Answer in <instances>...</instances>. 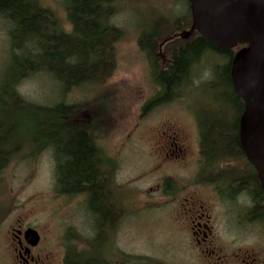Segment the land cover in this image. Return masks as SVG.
<instances>
[{"label": "rangeland", "instance_id": "obj_1", "mask_svg": "<svg viewBox=\"0 0 264 264\" xmlns=\"http://www.w3.org/2000/svg\"><path fill=\"white\" fill-rule=\"evenodd\" d=\"M39 3L55 14L64 30H69L63 0ZM187 8L189 11L183 0H121L112 18V24L124 36L116 44L115 71L98 90L106 91V121L101 126L104 133L99 145L114 163L111 186L123 214L116 228H107L101 234V246L97 243L94 247L95 253L103 254L110 264H208L207 257L191 243V219L197 213L210 215V225L219 238L216 242L226 253L225 264H238L242 256L238 250L251 247L253 238L260 237L251 226L238 225L240 213L236 208L224 207L221 200L213 198L211 188L201 185L203 176H196L200 159L196 121L204 120L213 129L210 139L216 140L238 111L236 102L227 103L226 85L211 75L214 65L225 66L226 62L206 57L194 69L184 96L141 112L157 89L139 52L138 35L141 31L163 33L162 27L155 29L154 21L180 20L188 14ZM10 28V23L0 18V78L10 59ZM159 54H163L161 47ZM83 90L64 96V101L95 96ZM18 91L33 104L52 105L60 97L55 82L45 74L26 80ZM210 148L216 150V160L226 157L220 155L221 145ZM54 176L50 150L17 158L0 174L2 229L6 238V229L18 217L38 231L43 250L51 254V264H62L64 251L89 252L90 242L96 238L95 222L84 197L58 195ZM166 181L170 182L168 188ZM193 204L197 211L190 212L195 209Z\"/></svg>", "mask_w": 264, "mask_h": 264}, {"label": "trees", "instance_id": "obj_2", "mask_svg": "<svg viewBox=\"0 0 264 264\" xmlns=\"http://www.w3.org/2000/svg\"><path fill=\"white\" fill-rule=\"evenodd\" d=\"M120 3L121 0H63L70 27L66 31L39 0H0V18L11 27L10 59L0 78V174L17 158L45 150L52 152L58 195L84 197L95 222L96 238L90 242L89 252L72 253L69 249L67 264H98L94 262V247L97 243L101 246V234L107 228H116L123 214L111 186L114 163L99 145L104 133L101 126L106 121V91H98L115 71L116 44L124 36L112 24ZM187 12L180 17L181 23L179 19L155 20V29L162 27L163 33L141 31L138 35L139 52L157 89L141 112L184 96L183 90L191 86L194 69L206 57L225 61V66L214 65L211 75L228 88L227 103H237L234 121L224 126V134L216 140L210 139L213 129L204 120L196 121L202 163L219 166L221 159H215L216 150L210 147L221 145L222 156H242L238 121L243 103L234 93L229 76L235 51H215L198 34L190 33L188 8ZM159 47L163 49L162 55ZM40 74L52 79L59 89V101L52 105L30 103L18 91L22 83ZM83 89L95 96L78 102L64 101V96ZM169 185L166 181L167 188ZM103 261L102 255L100 263L107 264Z\"/></svg>", "mask_w": 264, "mask_h": 264}, {"label": "water", "instance_id": "obj_3", "mask_svg": "<svg viewBox=\"0 0 264 264\" xmlns=\"http://www.w3.org/2000/svg\"><path fill=\"white\" fill-rule=\"evenodd\" d=\"M191 25L215 51H235L229 76L243 103L238 140L264 193V0H186ZM36 245L39 236L27 231Z\"/></svg>", "mask_w": 264, "mask_h": 264}, {"label": "flooded vegetation", "instance_id": "obj_4", "mask_svg": "<svg viewBox=\"0 0 264 264\" xmlns=\"http://www.w3.org/2000/svg\"><path fill=\"white\" fill-rule=\"evenodd\" d=\"M241 153L242 156L236 154L221 158L219 166L204 165L200 158L196 164V176H203L201 185L207 186V189L211 188L213 198L221 200L224 207L227 205L236 208L237 213H240L238 217L241 218L238 219V225L251 226L260 235L259 238H253L251 247L243 246L238 250L237 253L242 254L238 264H264V193L254 168L248 163L242 150ZM203 182H205L204 185ZM193 205L195 207V204ZM3 211L0 205V264H51V254L43 250V240L38 231L35 229L39 240L36 245H32L27 239V231L31 227L21 222L18 217L6 229L7 234L4 238ZM195 211H197L196 207L190 210V212ZM190 231L191 239L194 240L191 243L199 248L201 255L207 257L208 264L226 263L223 262L226 253L216 242L219 238L215 236L213 227L210 225L209 214L197 213L196 216H192ZM66 256L67 252L64 251L61 258L62 264H67ZM94 256H96L94 262L104 264L100 263L101 256L96 253Z\"/></svg>", "mask_w": 264, "mask_h": 264}]
</instances>
